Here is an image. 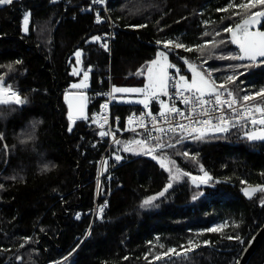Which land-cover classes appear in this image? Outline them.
<instances>
[{
    "label": "trees",
    "instance_id": "16d2710c",
    "mask_svg": "<svg viewBox=\"0 0 264 264\" xmlns=\"http://www.w3.org/2000/svg\"><path fill=\"white\" fill-rule=\"evenodd\" d=\"M91 1L15 0L0 6V76L27 98L17 111L0 106L6 114L0 119V264H237L264 223V192L252 198L242 193L245 186H264V141H249L244 135L255 127L238 125L228 133L164 149L181 172L179 180H170L151 155L124 152L115 144L112 152L122 159L102 173L96 191L98 162L109 137L98 135L102 130L91 122V115L103 101L100 90L107 86L108 76L112 87H142L139 70L158 51L167 53L169 62L186 74L183 59L196 64L207 59L209 66L223 67L216 74L218 81L226 82V69L238 70L237 81L228 86L240 99L259 92L264 88V63L230 59L226 66L225 59L213 56L239 55L231 33L223 29L235 28L264 5L218 11L230 0H108L107 14L116 27L107 52L92 40L108 31L107 17L97 23L92 14L81 12ZM27 14L28 30L23 32ZM258 19L256 25L264 30V17ZM139 25L145 26L132 27ZM217 31L220 36H215ZM213 39L225 43L215 49L208 44L204 52L195 48ZM167 40L194 50L175 47L169 52L157 43ZM77 50L81 70L89 74L83 90L89 119L76 120L68 131L65 94L79 78L71 74ZM238 64L247 67H233ZM140 106L116 101L113 113L123 119ZM29 134L35 139L22 148L17 141ZM44 165L50 170L41 172ZM201 166L212 179L207 184L197 181V186L191 177L203 176ZM169 183L172 187L159 196ZM153 196L154 207H140ZM95 201L105 202L106 208L92 221L87 212ZM217 226L222 227L207 231ZM237 235L243 243L229 239ZM189 240L198 247L187 258L167 259L175 255L168 249L187 250ZM164 253L168 255L155 259ZM248 264H264V239Z\"/></svg>",
    "mask_w": 264,
    "mask_h": 264
},
{
    "label": "snow or ice",
    "instance_id": "6c2138e0",
    "mask_svg": "<svg viewBox=\"0 0 264 264\" xmlns=\"http://www.w3.org/2000/svg\"><path fill=\"white\" fill-rule=\"evenodd\" d=\"M15 2V0H0V6H6L11 5ZM55 2V0H53ZM94 4L97 3H104V0H93ZM264 5V0H247V3H241V4H235L233 0H230L229 5L225 9H218V11H228L230 8H255L257 5ZM233 15H239V13H233ZM260 17H264V10L252 12L248 18L243 19L240 23H237L235 25V28L233 27H227L223 29V32L231 33V43L238 44L239 46V55H230V56H221L219 58L221 59H232V60H238V61H252V62H259L264 63V59L258 60V58H264V32L251 31V27L257 23H259ZM28 16L26 15L24 17L25 25L28 23ZM96 22L101 23V17L97 15ZM207 23V22H206ZM145 25H139V26H132V27H144ZM25 32H27V27H25ZM205 36L209 35V33L205 32ZM221 32L217 31L215 33V36H220ZM179 39V38H177ZM93 41H99L100 37H92ZM158 44L163 43L165 48H169L173 45V41L167 40V41H157ZM225 41L223 39H220L219 41H216L213 39L212 41H206L204 45H197L195 48H199L203 50L208 44H211V47L213 49L223 45ZM176 48H183L185 51H193V48L186 47L183 43H175L174 45ZM101 47H103L105 50H108V45L106 43L101 44ZM77 63H80L81 59V51L77 50L74 53ZM157 59L149 62L146 71H147V83L143 88H121L113 86L110 93H107L106 95L110 96L112 99H116V97L113 95L115 93H141L144 95L145 99L137 101V103L143 104L145 109H148L149 107V99L152 100H158L160 104V112L159 117L161 120H163L165 123H168V128L165 129L163 127H158L160 120H158L153 114L149 111L145 114V112L141 111L140 115L138 117H129V123H133V121L138 122V126L144 128L145 127V115L151 118V123L153 124V129L157 133H165L172 132L176 133L177 129H180L181 131H184L187 133V136L178 137L175 140L174 144H169L166 142H161V136L156 135L153 136L152 132L145 129L146 135L143 139L140 140H131V141H121L118 139H115L114 136V142L117 145L123 146L124 152H132L133 154H143V155H151L154 160H157V162L160 164V167L163 168L165 171H168L170 176V180H179L181 178V172L178 168H175L176 162L171 160V158L163 152V149L165 148H174L176 144H180L183 142L184 139L190 137L191 139L195 141H202L206 139V131L202 129H208L211 130L213 133H228L231 128H235L240 124L241 119H244L247 121L248 119L251 120L252 125H261L264 126V107H261L259 104L254 106L255 112H259L262 114V118L256 119L253 115V108H244L242 109V112H237L235 105H237L240 101V96L238 92H235L233 89H231L228 84L235 83L238 79L237 75H228L225 77V81L223 83H218L216 79H210L211 73L205 74L204 70L196 65L193 62L185 61V63L188 65V68L190 69L192 73V79L189 82L184 75L180 74L179 69L173 74H169L167 72V69L174 68L175 65L168 62V54L164 52H158L157 53ZM206 62V61H205ZM17 64L22 63L21 61H16ZM153 65L158 66L157 70H154ZM234 68H240V67H247L245 64H238L233 66ZM8 68L11 71H14L15 69L12 68V65H8ZM79 72V69L73 68L72 75H77ZM139 74L143 75V69L139 70ZM242 75V73H240ZM88 72L85 71L83 74V80L78 84H72L71 87L73 89H81V88H87L88 85L86 81L88 80ZM178 77V79H177ZM14 86L7 84V78L4 76H0V106H8L11 111H17L20 109V107L24 106L27 103V98H22L19 93L15 90H13ZM160 95L168 96L169 101L165 102L162 99H159ZM207 97V98H206ZM256 97H262L264 98V88H262L259 92L251 93V94H245L243 95L242 99L245 102L252 101ZM65 99L68 102V120H69V126L68 131H72L73 124L76 122L77 119H83L88 120L89 117L85 113V105L87 98L85 97L83 92H79L74 95V99L69 98V94L66 93ZM179 100L180 103H183L185 105L189 106V109L187 112L181 111L176 106V101ZM130 102V101H125ZM102 109H107L108 105L104 104L101 106ZM227 108L232 111L234 122L233 120H230L225 115L223 109ZM212 110H218L220 111V116L216 117L215 120L217 123H213L212 119H204L200 120L197 119V115H202L205 117H208L210 115V112ZM173 114L175 116H183L185 119L189 120V124L185 125L183 123H177L175 126L172 124V118ZM6 114L2 111H0V119L5 118ZM104 123H107V117L103 118ZM38 123V122H37ZM92 123H97L96 117L94 116L92 118ZM101 128H103V124L99 125ZM33 128H35V124L33 125ZM119 131V129H117ZM135 131V129H133ZM198 133V134H195ZM109 134V132L106 131H100L98 135L103 138ZM245 137L249 141H264V128L259 129L258 131H246L244 133ZM2 134H0V139H2ZM34 135H27L25 139H23L21 142L26 143L28 141L34 140ZM155 140L156 143L153 144L151 141ZM133 145L137 147H133ZM160 150L159 155H156L154 153H157V151ZM185 157L190 156V153L184 152L182 153ZM192 159H195L194 156L191 157ZM116 161H120L122 157L120 155L115 156ZM107 163V161H105ZM172 165V167H169L168 165ZM54 166V165H53ZM175 168V171L173 169ZM44 172H47L49 170L48 165H44V167L41 169ZM201 171L203 172L202 177L192 176V182L194 184H197V181H199V184H207L212 177L204 171L203 167L201 166ZM182 175H190L189 173H182ZM15 179V177H13ZM243 183V181H242ZM197 184V186H199ZM3 186L0 185V188ZM172 187V184L169 183L163 191L159 193V196H163L164 193L167 191L168 188ZM244 192V195L252 198L253 194L257 191L264 192V186H256L255 188H252L249 186V188H245L242 190ZM157 197H149L148 199L144 200L142 204L140 205L141 208L149 207V206H155L153 204V201L156 200ZM261 206H264V199H261ZM104 207H100V212L103 213ZM79 218V217H78ZM235 227H239V224H235ZM222 226H217L214 228H209L207 231L213 232L218 231ZM237 239L240 241V243H243V240L240 239L239 235L236 237H229V239ZM205 244H208L207 241L204 242ZM188 249L183 251H177L176 249H168V253H174L177 256H185L187 258L188 252L194 250L198 245L194 244L193 241H188ZM25 245H21V247H24ZM160 247H164L163 245H160ZM184 246H181V249H183ZM168 253H164L161 256H156V260H160L163 258V256H167ZM18 262L22 261V257L16 258Z\"/></svg>",
    "mask_w": 264,
    "mask_h": 264
},
{
    "label": "built area",
    "instance_id": "2783aa9c",
    "mask_svg": "<svg viewBox=\"0 0 264 264\" xmlns=\"http://www.w3.org/2000/svg\"><path fill=\"white\" fill-rule=\"evenodd\" d=\"M107 2H108V0H104V3L94 4L93 1H91L90 4L86 8H84L81 12H87L89 14H92L95 21H96L97 15H99L101 17V20H102V17H104V16L107 17L108 31L102 35V37L98 41V46L100 48L104 49L103 47H101V44L106 43L108 45V50H106V51L109 52L111 49L112 42H113L114 37H115L114 31H115L116 25L114 24V22L111 20V18L107 14ZM169 74H172V73H169ZM107 80H108L107 86L102 87L100 90L101 95L103 97V101H102L101 105L99 106L98 110L91 115V122H92V118L94 116L96 117V120H97V123H95V124L93 123L94 125H97L99 128H101L99 125L103 124V128H101V130L112 133V134L107 135V137H109V142L106 145V147H105V149H104V151H103V153L99 159V162H98V175L96 177V191H97V188H98L101 176H102V166H105V171H103V173H104L110 168V166L113 162L116 164H118L120 162V161H116L115 157L113 156V152H112V147L116 144L114 142V136H115V139H118V140H120L125 135H139L142 138H144V136L146 135L145 129H147V130L152 132L153 136L160 135L161 136V142H166L169 144H174L176 138H178V137L187 136V133L184 131H181L180 129H177L176 133L167 132V131L163 134L157 133L153 129V124L151 123V118L148 117L147 115H145V127L144 128L139 127L138 122L135 120L133 121V123H131V124L129 123V117H138L140 115L141 111L145 112V114L150 111L153 114V116H155L158 120H160L158 127H163L165 129H167L169 126L168 123H165L163 120H161V118L158 115L160 112V106H158V105H157L158 109H155L153 104H149L148 109H145L144 105H141L136 111L131 112L128 116H126L123 119L119 115H114L113 109L116 105V101H115V99H112L110 96L106 95L107 93H110L111 89H112L109 76L107 77ZM7 84H10V83H7ZM99 86H102V82L99 83ZM263 99L264 98H262V97H256L254 100L248 101V102H245V101H243V99H240L239 103L237 105H235V108H236L237 112H242V109L251 107V108H253L254 117L256 119H260V118H262V114L259 112H255L254 106L259 104L261 107H264V100ZM163 100L165 102H168L169 97L164 96ZM175 103H176V106L179 109H181V111H184V112L188 111V109H189L188 105L180 103L179 100H177ZM104 104L108 105L107 109H102L101 106ZM223 111H224L225 115L227 116V118L230 120H233V122H234V117H233L232 111L230 109H227V108H224ZM220 114H221L220 111L212 110L208 117H205L202 115H197V119H200V120L212 119L213 123H217L215 118L220 116ZM104 117H107V123L106 124L104 123V120H103ZM173 117H174V118H172L173 126H175V124H177V123H183L185 125L189 124V120L185 119L183 116H175V114H173ZM120 124H122V125H120ZM239 125L254 126V125H252L250 119H248L247 121H245L244 119H241ZM254 127H258L260 129L264 128V126H261V125H255ZM117 129H119V131H117ZM133 129H135V131H133ZM202 130L206 131V135L213 133L211 130H208V129H202ZM113 134H114V136H113ZM195 134H198V133H195ZM151 143L155 144L156 141L153 140V141H151ZM159 151L160 150H158L157 152H159ZM105 161H107V163H105ZM107 180L109 181L110 178L108 177ZM101 206L104 207V211H105L106 203L105 202L98 203L97 201H95L91 210L87 212V214L91 215L92 221L96 217H100L103 215L104 211H103V213L100 212Z\"/></svg>",
    "mask_w": 264,
    "mask_h": 264
},
{
    "label": "rangeland",
    "instance_id": "374dc122",
    "mask_svg": "<svg viewBox=\"0 0 264 264\" xmlns=\"http://www.w3.org/2000/svg\"><path fill=\"white\" fill-rule=\"evenodd\" d=\"M242 3H247V0H242ZM26 16V15H25ZM27 16H28V14H27ZM28 18H29V16H28ZM28 24H29V19H28V23H27V25H25V20H24V18H23V20H22V29H23V31L25 32V27H27L28 28ZM256 25V24H255ZM255 25H253L252 27H251V29L255 26ZM250 29V30H251ZM172 41V40H171ZM173 44H175L176 43V41L175 40H173ZM205 44V42H203L202 43V45H204ZM174 46V45H173ZM173 46H170V49L169 48H166L169 52H172V53H174L175 52V46L173 47ZM200 50V52H204V49L203 50H201V49H199ZM80 51V50H79ZM158 52H162V51H158ZM157 52V53H158ZM221 56H225V57H227V56H230V55H222V54H214V58H216V59H221V58H219V57H221ZM158 57H157V54H156V56H155V58L154 59H152V60H150L149 62H151V61H153V60H156ZM213 60V59H212ZM221 60H223V59H221ZM226 61H225V64H226V66L229 64V62H230V59H225ZM185 61H188V60H186V59H183V62L185 63ZM206 61V62H205ZM149 62H147L146 64H145V66L142 68L143 69V75H141L140 74V76H142L143 78H144V85L142 86V87H121V88H143L144 86H145V84L148 82L147 81V71H146V68H147V66H148V64H149ZM168 62H169V60H168ZM189 62H193V61H189ZM208 60L207 59H200V61H199V64L197 63L196 64V62H193V63H195L196 65H198L199 67H201L203 70H204V72H205V74H207V73H211V76L209 77L210 79H216V74H217V72L219 71V70H223V67H211V66H209L208 65ZM185 70H186V72L187 73H189V74H186L185 72H183V70H180L177 66H175L174 68H169V69H167V72L168 73H175L176 71H177V69H179V71H180V74L181 75H184L185 76V78L190 82L191 81V79H192V73H191V71H190V69L188 68V65L185 63ZM73 68H77V69H79V72H78V74L77 75H74V76H79V78L76 80V81H74V82H72L71 84H70V89H73L72 87H71V85L72 84H78V83H80L82 80H83V74H84V72L81 70V59H80V63H77V60H76V57H75V55H74V64L72 65V68H71V74H72V72H73ZM153 68H154V70H157L158 69V66H156V65H153ZM141 69V70H142ZM237 72H238V70H235V69H232V68H228V69H226V71H225V74H223L222 76H224V77H226V76H228V75H236L237 74ZM177 79H178V77H177ZM217 80V79H216ZM217 82L218 83H223L224 82V80H222V81H218L217 80ZM86 83L88 84V80L86 81ZM84 88H81V89H77V90H83ZM115 97H116V101L117 102H120V103H125V104H137V105H143V104H140V103H137V101H139V100H142V99H145V97H144V95L143 94H141V93H134V92H131V93H115V94H113ZM163 97H164V95H160V97H159V99H162L163 100ZM125 101H130V102H125ZM153 103H155V104H157L158 106H160V104H159V101L158 100H152V99H149V104H153ZM260 128H252L250 131H258ZM210 134H213V133H210ZM210 134H208V135H210ZM208 135H206V136H208ZM133 139H135V140H140V139H143L141 136H139V135H132V136H130L128 139H127V141H131V140H133ZM191 140H193V139H191L190 137L189 138H186V139H184L183 140V142H186V141H191ZM182 142V143H183ZM177 145V144H176ZM133 147H137V146H135V145H133ZM132 153V152H131ZM135 155H143V154H135ZM113 156L115 157L116 155H114L113 154ZM104 168V169H103ZM103 171H105V166H102V173H103ZM245 188H249V186H245V187H243V189H245ZM252 188H255V187H252ZM242 189V190H243ZM242 193H243V195H244V192L242 191ZM245 196V195H244ZM245 197H247V196H245ZM75 251V250H74ZM62 263V261H59V262H57L56 264H61Z\"/></svg>",
    "mask_w": 264,
    "mask_h": 264
},
{
    "label": "water",
    "instance_id": "95a60500",
    "mask_svg": "<svg viewBox=\"0 0 264 264\" xmlns=\"http://www.w3.org/2000/svg\"><path fill=\"white\" fill-rule=\"evenodd\" d=\"M251 31H253V32H256V31L264 32L263 29H260L259 25H256L255 27H253L251 29ZM260 59L261 58H258V60H260ZM79 92H83L85 97H86V93L84 91H72V90H69L67 92V94H69V98L70 99H74V95L79 93ZM65 101H66V99H65ZM66 106H67V110H68V113H69V108H68V102L67 101H66ZM84 110H85V113H86V105H85V109ZM77 120H82V119H77ZM263 239H264V223L255 232V234L252 236V238L248 241V243L246 244V246L242 250L237 264H248L251 256L255 253L256 249L259 247V245H260V243L262 242ZM181 256H183V255H181ZM175 257H179V256L170 255V256L167 257V259H172V258H175Z\"/></svg>",
    "mask_w": 264,
    "mask_h": 264
},
{
    "label": "clouds",
    "instance_id": "9594fccd",
    "mask_svg": "<svg viewBox=\"0 0 264 264\" xmlns=\"http://www.w3.org/2000/svg\"><path fill=\"white\" fill-rule=\"evenodd\" d=\"M30 122H31V121H30ZM40 122L42 123V119L40 120ZM22 140H23V138H20V139H18L17 142H18V144L21 145V147L23 148V146L26 145L28 142H26V143H22V142H21ZM49 170H50V169H49ZM49 170H48V171H49ZM40 171H41V172H44V171H42V170H40Z\"/></svg>",
    "mask_w": 264,
    "mask_h": 264
},
{
    "label": "crops",
    "instance_id": "0c3cea01",
    "mask_svg": "<svg viewBox=\"0 0 264 264\" xmlns=\"http://www.w3.org/2000/svg\"><path fill=\"white\" fill-rule=\"evenodd\" d=\"M24 32V31H23ZM85 89V88H84ZM83 89V90H84ZM72 91H83V90H77V89H71Z\"/></svg>",
    "mask_w": 264,
    "mask_h": 264
},
{
    "label": "flooded vegetation",
    "instance_id": "af4514ba",
    "mask_svg": "<svg viewBox=\"0 0 264 264\" xmlns=\"http://www.w3.org/2000/svg\"><path fill=\"white\" fill-rule=\"evenodd\" d=\"M255 26H256V25H255ZM255 26H254V27H255Z\"/></svg>",
    "mask_w": 264,
    "mask_h": 264
}]
</instances>
